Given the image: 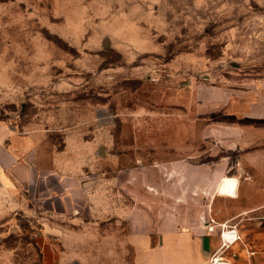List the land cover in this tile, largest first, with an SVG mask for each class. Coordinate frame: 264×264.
Returning <instances> with one entry per match:
<instances>
[{"label":"rangeland","instance_id":"rangeland-1","mask_svg":"<svg viewBox=\"0 0 264 264\" xmlns=\"http://www.w3.org/2000/svg\"><path fill=\"white\" fill-rule=\"evenodd\" d=\"M102 108L116 119L99 124ZM0 125L30 136L46 166L137 177L106 185L103 216L78 198L60 233L15 213L0 264H134L124 240L140 211L199 228L205 211L239 213L247 227L264 202V0H0Z\"/></svg>","mask_w":264,"mask_h":264},{"label":"crops","instance_id":"crops-1","mask_svg":"<svg viewBox=\"0 0 264 264\" xmlns=\"http://www.w3.org/2000/svg\"><path fill=\"white\" fill-rule=\"evenodd\" d=\"M13 131L11 126L8 130L6 126L0 125V226L4 220L23 211L25 215L35 217L44 234L54 230L60 233L61 230L56 227L61 221L60 217L64 219L63 217L71 215L78 222V198L85 200L92 217L103 216L110 210L106 206L108 203H103L101 197L107 186L116 184L120 192V184L125 185L127 180L136 182L135 176L132 179L121 174L104 175V170L100 176L95 174L94 178L84 179L75 163L54 157L51 164L46 166L41 162L40 147L34 142L23 143L25 139L30 142L29 139L32 138L19 136ZM68 167L73 170L69 169L67 172L65 168ZM33 193H36L38 200L36 208L29 203V195ZM232 199L227 198L230 201ZM52 200L51 206L45 207L46 201ZM258 202L252 203L251 210L257 212L251 214L254 219L251 220L253 223L249 220V226L244 227L239 221H234L241 215L239 213L224 221L235 224L241 235V239L229 247L234 249L235 255L232 258L236 260L238 257L239 263L264 264V230L254 225L257 217H264V202ZM121 211L122 209H117V217L122 216ZM133 215L124 241L133 250L134 264H210L209 254L221 244L219 228L213 233L205 228L206 220L212 215L210 212L205 211L203 214V228H199L193 219H175L170 213L166 214L165 219L157 221L158 210L157 213L152 212V215L150 213L154 220L145 219V212L142 211ZM147 221L151 223L147 224ZM76 233L77 239H74L79 240V232ZM205 237L207 239L203 242ZM37 243L45 251L50 242L45 237H38ZM205 248L208 249V254L204 252Z\"/></svg>","mask_w":264,"mask_h":264},{"label":"built area","instance_id":"built-area-1","mask_svg":"<svg viewBox=\"0 0 264 264\" xmlns=\"http://www.w3.org/2000/svg\"><path fill=\"white\" fill-rule=\"evenodd\" d=\"M116 117L117 115L113 110L109 108H102L99 111L97 121L99 124H108L114 121ZM205 228L209 233L216 232L219 228V235L221 239L219 248L210 253V264H232V262L227 257H225L222 250L225 248H229L232 243L241 239V235L237 230V226L235 224L232 225L227 222H220L213 215H211L206 220Z\"/></svg>","mask_w":264,"mask_h":264},{"label":"water","instance_id":"water-1","mask_svg":"<svg viewBox=\"0 0 264 264\" xmlns=\"http://www.w3.org/2000/svg\"><path fill=\"white\" fill-rule=\"evenodd\" d=\"M100 153H102V150H101V149H100ZM205 239H207V237H205V238L203 239V242H204ZM204 246H206V243H204ZM204 252H205L206 254L209 253V251H208L207 248L204 249ZM209 255H210V254H209Z\"/></svg>","mask_w":264,"mask_h":264}]
</instances>
